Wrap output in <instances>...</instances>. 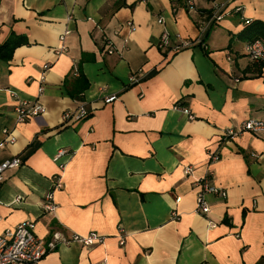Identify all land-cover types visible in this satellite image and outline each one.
I'll use <instances>...</instances> for the list:
<instances>
[{
  "label": "crops",
  "instance_id": "crops-1",
  "mask_svg": "<svg viewBox=\"0 0 264 264\" xmlns=\"http://www.w3.org/2000/svg\"><path fill=\"white\" fill-rule=\"evenodd\" d=\"M192 1L0 0V45L12 34L28 42L0 56V163L21 161L0 185V234L29 220L45 241L105 236L58 242L38 264H264V136L224 135L264 120V64L245 72L241 35L264 20V0H224L219 21L210 0ZM164 30L195 41L167 54ZM23 101L44 113L18 121ZM81 104L88 115L63 123ZM209 173L226 195L206 193L200 213L195 181Z\"/></svg>",
  "mask_w": 264,
  "mask_h": 264
},
{
  "label": "built area",
  "instance_id": "built-area-1",
  "mask_svg": "<svg viewBox=\"0 0 264 264\" xmlns=\"http://www.w3.org/2000/svg\"><path fill=\"white\" fill-rule=\"evenodd\" d=\"M211 9L213 10L211 20L219 21L224 13L226 7V1L224 0H210ZM193 6L192 0H187V7L191 8ZM237 9H240L238 7ZM158 22H162L161 18L157 19ZM69 31H65L60 36V41L63 42L64 36L68 34ZM195 41V40H193ZM193 41L183 38L180 33H175L173 36L169 34L166 30L162 31L158 41L157 46L167 54L175 53L183 48L192 45ZM198 41V39L196 40ZM65 46L60 45L58 51L64 50ZM112 51L111 49L109 50ZM246 55L252 62H258L264 64V41L261 38H256L252 41H248L245 45ZM43 72L48 69V64L42 66ZM142 73L132 74L129 77L131 83L138 82L142 78ZM42 87H40V91ZM117 99V95L110 94L105 96L103 101L105 103L112 102ZM178 110H181L184 114L188 116L189 119H193L194 115L190 112L187 107L176 106ZM45 107L39 103H34L31 106H27L26 102L23 101L20 106L17 107V119L18 121H24L28 116L38 117L43 114ZM88 115V111L84 105H80L74 111H66L62 114L61 118L63 123L71 121H79ZM250 132L252 134H260L264 136V120L257 118H248L240 122L238 126L230 127L225 130V136H235L241 132ZM7 129H3V133L6 135ZM8 142H14V137H9ZM65 153L64 149H59L55 155V159H58L61 155ZM219 156L213 154L210 159L212 161L218 160ZM21 163L19 158H13L11 160H5L0 163V185L4 179V172L9 168H14L19 166ZM193 167L187 165L184 167V174L189 175ZM211 173L195 181L198 187L196 193V210L200 213H208L210 207L205 200L206 193H219L221 196H225V192H220V190L215 187L211 182ZM59 185V184H58ZM18 201V198L15 199ZM176 200H180L178 197ZM43 206L46 210L51 211L54 207L52 202L51 193H47L44 196ZM120 232L123 229L120 227ZM105 240V236L92 231L87 234H73L69 238H65L59 232H53L51 239L45 241L44 238L40 237L34 229V223L32 221H24L19 223L15 228L5 230L0 234V264H38L39 261L48 253V251L53 250L58 242L69 243L76 242L81 245L92 247L97 244H102ZM123 244L124 240H120Z\"/></svg>",
  "mask_w": 264,
  "mask_h": 264
},
{
  "label": "trees",
  "instance_id": "trees-1",
  "mask_svg": "<svg viewBox=\"0 0 264 264\" xmlns=\"http://www.w3.org/2000/svg\"><path fill=\"white\" fill-rule=\"evenodd\" d=\"M241 35L248 39V41H252L256 38H261L264 41V20H249L245 28L242 30ZM26 43L28 42L24 36L12 34L3 44L0 45V56L7 59L11 56V53L16 46ZM262 66V63L252 62L246 67L245 72H255L259 75ZM176 106L187 107L184 106L181 101H178Z\"/></svg>",
  "mask_w": 264,
  "mask_h": 264
}]
</instances>
